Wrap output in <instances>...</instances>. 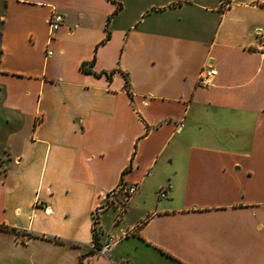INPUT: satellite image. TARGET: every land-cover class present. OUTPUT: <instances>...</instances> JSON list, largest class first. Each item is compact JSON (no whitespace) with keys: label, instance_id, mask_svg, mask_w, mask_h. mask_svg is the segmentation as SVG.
Listing matches in <instances>:
<instances>
[{"label":"crops","instance_id":"obj_1","mask_svg":"<svg viewBox=\"0 0 264 264\" xmlns=\"http://www.w3.org/2000/svg\"><path fill=\"white\" fill-rule=\"evenodd\" d=\"M227 1L0 0V264H264V0Z\"/></svg>","mask_w":264,"mask_h":264},{"label":"built area","instance_id":"obj_2","mask_svg":"<svg viewBox=\"0 0 264 264\" xmlns=\"http://www.w3.org/2000/svg\"><path fill=\"white\" fill-rule=\"evenodd\" d=\"M227 5H228L227 0H221V6L223 8H226ZM61 22H62V16L57 12L52 11L47 17V24L49 26L50 31H53L56 28H58ZM46 53L51 54V50L47 49ZM215 75H216L215 68H213L211 65H208V64L204 65L199 70L198 77H197V85L199 86L211 85L214 81ZM135 187L136 186L134 184H131L125 187V192H126L125 200L127 196L135 190ZM110 248H111V240L107 239L104 242H102L100 245L95 246L94 250L98 254L108 256Z\"/></svg>","mask_w":264,"mask_h":264},{"label":"trees","instance_id":"obj_3","mask_svg":"<svg viewBox=\"0 0 264 264\" xmlns=\"http://www.w3.org/2000/svg\"><path fill=\"white\" fill-rule=\"evenodd\" d=\"M94 241L96 242V238L94 237ZM98 246V245H97ZM80 264V263H79Z\"/></svg>","mask_w":264,"mask_h":264},{"label":"rangeland","instance_id":"obj_4","mask_svg":"<svg viewBox=\"0 0 264 264\" xmlns=\"http://www.w3.org/2000/svg\"><path fill=\"white\" fill-rule=\"evenodd\" d=\"M120 264H126V263L122 262V263H120Z\"/></svg>","mask_w":264,"mask_h":264}]
</instances>
